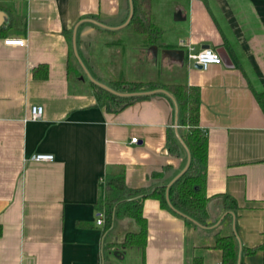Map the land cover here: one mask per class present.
Instances as JSON below:
<instances>
[{"label": "crops", "instance_id": "obj_1", "mask_svg": "<svg viewBox=\"0 0 264 264\" xmlns=\"http://www.w3.org/2000/svg\"><path fill=\"white\" fill-rule=\"evenodd\" d=\"M147 5L161 29L150 43L132 16L125 22L130 0H0V264H224L218 234L234 235L237 264H264V111L256 98L264 92V0ZM73 33L86 67L77 62V75L67 69ZM8 37L24 45L4 43ZM205 46L224 60L196 66L187 53ZM87 73L106 85L124 78L198 87L206 223L151 196L142 201L143 248L121 244L138 229L132 219L107 223L102 214L97 223L108 169L123 167L127 186L149 192L168 185L187 153L167 148L168 133L181 127L171 94L106 110ZM34 104L43 107L38 120L30 117ZM37 152L53 159L36 161ZM220 193L237 206L225 208Z\"/></svg>", "mask_w": 264, "mask_h": 264}, {"label": "trees", "instance_id": "obj_2", "mask_svg": "<svg viewBox=\"0 0 264 264\" xmlns=\"http://www.w3.org/2000/svg\"><path fill=\"white\" fill-rule=\"evenodd\" d=\"M133 8L130 20L132 27L145 37L147 43L158 40L161 29L151 19L147 0H133ZM77 62L73 51L70 50L67 64L68 74H78ZM92 84L98 105L106 110H119L135 98L145 95H120L97 83L92 82ZM108 86L114 90L126 92L164 87L174 97L176 103L177 122L181 126L178 134L189 152V164L186 170L169 185H156L149 192L127 186L124 181L123 167L115 166L108 169L105 174V197L96 203L98 212L105 216L107 223L117 218H130L135 221L138 229L127 231L121 244L140 248H143L147 242L146 219L142 214V201L147 196L158 198L161 205H169L187 220L206 223L209 201L205 191L208 142L206 134L199 126L198 87L184 83H169L164 86L155 81H131L124 78H113ZM256 98L264 111V92L257 93ZM167 148L174 155H179L183 148L182 143L171 132L168 133ZM162 173L154 172L153 174L159 176ZM215 196L222 199L225 208L233 209L237 206V201L227 193ZM214 244L215 247L221 249L224 264H237L238 246L233 234L216 235ZM247 251L251 252L252 249L248 248Z\"/></svg>", "mask_w": 264, "mask_h": 264}, {"label": "built area", "instance_id": "obj_3", "mask_svg": "<svg viewBox=\"0 0 264 264\" xmlns=\"http://www.w3.org/2000/svg\"><path fill=\"white\" fill-rule=\"evenodd\" d=\"M4 43L12 45H24V39L22 37H8L4 39ZM189 59L193 60L195 63L199 64L201 68L205 69L211 64L221 63V55L208 46L202 47L198 50H189L187 53ZM43 107L40 104H34L30 107V117L31 119L40 118L42 115ZM131 141H136V137H131ZM36 161H51L53 159L52 153L37 152L32 157ZM97 223L102 222V213L99 214V218L96 220Z\"/></svg>", "mask_w": 264, "mask_h": 264}, {"label": "water", "instance_id": "obj_4", "mask_svg": "<svg viewBox=\"0 0 264 264\" xmlns=\"http://www.w3.org/2000/svg\"><path fill=\"white\" fill-rule=\"evenodd\" d=\"M129 9H130V10H129V14H128V17H127V19H126V21H125L126 23L129 22V20H130V18H131V16H132V9H133V8H132L131 0H130V8H129ZM3 18H4V13H3V11L0 10V24H1L2 20H3ZM90 20H91V21H94L95 23H99L98 21H95V20H93V19H90ZM153 46H154V48H156V45H153ZM72 50H73V53H74V55H75L77 61L81 64V67L86 71V67H85V65L83 64V62H82L81 58L79 57L78 52H77V50H76L75 33H73V37H72ZM164 51L169 52V53H176V52H178L177 50H174V49H164ZM181 52H182V51H179L180 54H181ZM219 55H220V54H219ZM222 56H223V55H221L220 57H221V60L223 61L224 59H223ZM195 65L198 66L199 68L201 67V66H199V64H197V63H195ZM87 74H88V73H87ZM88 77H89V79H91L92 82L97 83L98 85H101V86H103L104 88H106V89H108V90H110V91H112V92H115V93H117V94H120V95H125V96H126V95H140V94H149V93H154V92L160 91V92H163V93L169 95V97L171 96L170 93H169L167 90L163 89V88H155V89L142 90V91H132V92L117 91V90H114V89L110 88L108 85H106V84H104V83H102V82L97 81V79L93 78V77H92L91 75H89V74H88ZM175 135H176V137L178 138V140L180 141V143H182V146L185 148L186 153H187V158H186V163H185L184 167L181 169V171H179V172H178V173H177V174L171 179V181L168 183V185H169L173 180H175L180 174H182V173L186 170V168L188 167V164H189V152H188V150L186 149V147L184 146L183 142L181 141L177 129H175Z\"/></svg>", "mask_w": 264, "mask_h": 264}, {"label": "rangeland", "instance_id": "obj_5", "mask_svg": "<svg viewBox=\"0 0 264 264\" xmlns=\"http://www.w3.org/2000/svg\"><path fill=\"white\" fill-rule=\"evenodd\" d=\"M126 29H128L129 30V28L127 27ZM131 220V219H130ZM132 221V220H131ZM119 232V235L122 233V232H124V231H118Z\"/></svg>", "mask_w": 264, "mask_h": 264}]
</instances>
